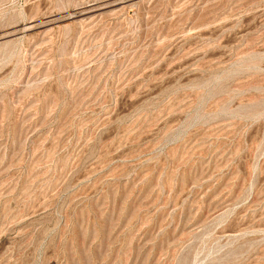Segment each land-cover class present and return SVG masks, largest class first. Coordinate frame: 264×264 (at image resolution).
Here are the masks:
<instances>
[{
  "label": "rangeland",
  "instance_id": "374dc122",
  "mask_svg": "<svg viewBox=\"0 0 264 264\" xmlns=\"http://www.w3.org/2000/svg\"><path fill=\"white\" fill-rule=\"evenodd\" d=\"M0 264H264V0H0Z\"/></svg>",
  "mask_w": 264,
  "mask_h": 264
}]
</instances>
